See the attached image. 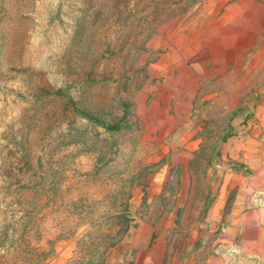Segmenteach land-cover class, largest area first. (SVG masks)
I'll return each instance as SVG.
<instances>
[{
	"label": "rangeland",
	"instance_id": "1",
	"mask_svg": "<svg viewBox=\"0 0 264 264\" xmlns=\"http://www.w3.org/2000/svg\"><path fill=\"white\" fill-rule=\"evenodd\" d=\"M219 2L0 0V264H149L194 236L264 73L183 71Z\"/></svg>",
	"mask_w": 264,
	"mask_h": 264
},
{
	"label": "crops",
	"instance_id": "2",
	"mask_svg": "<svg viewBox=\"0 0 264 264\" xmlns=\"http://www.w3.org/2000/svg\"><path fill=\"white\" fill-rule=\"evenodd\" d=\"M219 5L210 30L180 51L183 71L203 79H231L243 66L264 72V0ZM258 80L239 92L253 98L240 112L237 131L218 149L211 202L194 236L172 242L149 264H264V73Z\"/></svg>",
	"mask_w": 264,
	"mask_h": 264
},
{
	"label": "trees",
	"instance_id": "3",
	"mask_svg": "<svg viewBox=\"0 0 264 264\" xmlns=\"http://www.w3.org/2000/svg\"><path fill=\"white\" fill-rule=\"evenodd\" d=\"M110 129L111 130H116V129H118V125H113V126L110 127Z\"/></svg>",
	"mask_w": 264,
	"mask_h": 264
}]
</instances>
